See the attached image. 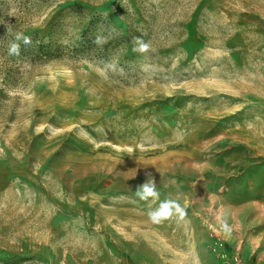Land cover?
I'll use <instances>...</instances> for the list:
<instances>
[{"label":"rangeland","instance_id":"374dc122","mask_svg":"<svg viewBox=\"0 0 264 264\" xmlns=\"http://www.w3.org/2000/svg\"><path fill=\"white\" fill-rule=\"evenodd\" d=\"M0 264H264V0H0Z\"/></svg>","mask_w":264,"mask_h":264},{"label":"clouds","instance_id":"9594fccd","mask_svg":"<svg viewBox=\"0 0 264 264\" xmlns=\"http://www.w3.org/2000/svg\"><path fill=\"white\" fill-rule=\"evenodd\" d=\"M17 39H20V37L18 36ZM29 41L27 39H25V43H28ZM138 51L140 52H145L148 49V45L143 43L142 41H140L138 39ZM10 52L13 54H19V46L17 44H12L11 48H10ZM136 195L142 199V200H146L149 197H156L158 196L157 191L155 190V183L153 182H145L142 185L137 187L136 190ZM173 208L175 209V211L177 213H179L180 217L183 218V216L185 215L183 209H181V207L171 201H166L163 202L159 209L155 210V211H151L149 213L150 219L154 222V223H160L163 219H166L168 217H170L173 212ZM225 231H228V229L225 227Z\"/></svg>","mask_w":264,"mask_h":264}]
</instances>
